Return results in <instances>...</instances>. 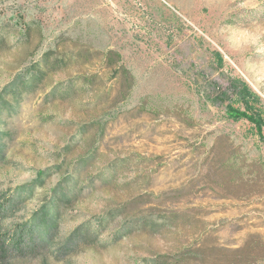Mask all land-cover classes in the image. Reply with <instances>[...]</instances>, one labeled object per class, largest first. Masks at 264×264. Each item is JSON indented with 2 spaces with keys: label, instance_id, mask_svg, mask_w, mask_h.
Listing matches in <instances>:
<instances>
[{
  "label": "rangeland",
  "instance_id": "obj_1",
  "mask_svg": "<svg viewBox=\"0 0 264 264\" xmlns=\"http://www.w3.org/2000/svg\"><path fill=\"white\" fill-rule=\"evenodd\" d=\"M39 60L0 113V264H240L244 243L264 264V125L219 97L243 81L264 122V0H0V93ZM65 179L49 240L13 247Z\"/></svg>",
  "mask_w": 264,
  "mask_h": 264
},
{
  "label": "trees",
  "instance_id": "obj_2",
  "mask_svg": "<svg viewBox=\"0 0 264 264\" xmlns=\"http://www.w3.org/2000/svg\"><path fill=\"white\" fill-rule=\"evenodd\" d=\"M47 56H49V54H44V58ZM111 57L119 59L120 55L117 52H114L113 50H109L106 53V60H111ZM41 61L42 60H39L38 62L31 64L2 89L0 93V113H2L6 108L11 106V101L7 99L8 95H11L12 100L14 102H17L19 98L24 95V93L33 91L34 89H36L37 86H39L41 81H43V79L48 73V70L44 67ZM54 61V65L58 67L67 64L66 59L63 57H60L59 59H56ZM109 64L111 65L112 63ZM219 97L221 102L229 100L227 103V110L229 111L232 117L236 119L246 117L259 128L264 125L261 110L259 108H256L255 106L259 98L258 96L253 94L250 88L243 81L237 80L232 82L230 88H226L220 91ZM239 99L243 101L245 105V109L243 110L234 105V102ZM3 145L4 142L2 138H0V151L3 148ZM43 174L44 171H40V176L36 180L38 181L39 185L42 184L44 181V178L42 177ZM70 182V179H65L64 182L58 184V189H55V194L51 197L48 204L42 206L39 210L34 212L29 220L16 226L14 234L10 240V243L13 247L17 249H25L26 247H30V245H36L38 240L42 242H47L49 240L51 232L53 231V228L55 226L54 221L56 219V214L53 213L54 211L52 209L56 206L57 200L59 203L60 201L63 202L65 200L70 199ZM34 184L35 183H32L30 185H24V187L22 188L23 190H21V192L19 191L18 195L26 189L33 190ZM15 202L16 198L14 197L9 199L8 201L6 200L4 202H0V227L2 220L12 210ZM111 214L114 215L113 212ZM104 219L105 217L97 221L99 226L103 224ZM82 228L83 226L78 227L75 231V234L81 233L83 231L81 230ZM153 229L157 230V227L155 226ZM85 235H88V233H85ZM247 248H249L247 247V243H244V245H242L241 247L234 249V252L237 253L244 252V254H242L239 257L240 259L237 261L240 264L251 263L252 258L247 253H245ZM199 249L200 248H198V250ZM233 263L236 264V262Z\"/></svg>",
  "mask_w": 264,
  "mask_h": 264
}]
</instances>
